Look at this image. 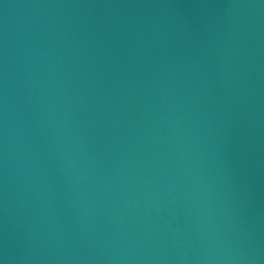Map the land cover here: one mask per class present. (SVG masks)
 I'll list each match as a JSON object with an SVG mask.
<instances>
[{
	"label": "water",
	"instance_id": "obj_1",
	"mask_svg": "<svg viewBox=\"0 0 264 264\" xmlns=\"http://www.w3.org/2000/svg\"><path fill=\"white\" fill-rule=\"evenodd\" d=\"M0 264H264V0H0Z\"/></svg>",
	"mask_w": 264,
	"mask_h": 264
}]
</instances>
